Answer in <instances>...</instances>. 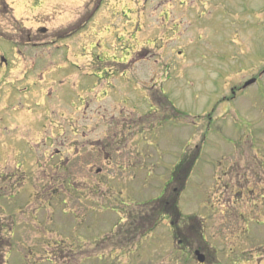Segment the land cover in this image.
Returning <instances> with one entry per match:
<instances>
[{
    "label": "rangeland",
    "instance_id": "obj_1",
    "mask_svg": "<svg viewBox=\"0 0 264 264\" xmlns=\"http://www.w3.org/2000/svg\"><path fill=\"white\" fill-rule=\"evenodd\" d=\"M72 1L19 0L26 8L13 14L17 24L39 21L29 30L43 44L20 47L25 60L0 78V107L10 98L8 86L28 88L14 97L15 114L30 118V139L39 136L40 153H29L27 170L31 186H44L47 204L37 214L32 199L19 203L13 216L1 211L4 228L15 229L0 236L1 264H199L184 258L169 219L161 218L151 234L144 231L153 220L133 228L129 219L149 216L151 201L186 152L189 162L197 160L185 185L175 190L181 172L167 187L168 194L179 193L182 216L174 228L203 232L204 243L188 237L189 250L200 246L224 264L240 256V264H264V173L258 168L264 162V0H220L216 10L185 15L177 10L175 22L155 13L164 21L149 38L150 12L114 13L113 22L70 36L82 20ZM124 15L141 22L127 26ZM9 17L0 15V23ZM14 46L0 40L9 62ZM121 53L130 56L119 59ZM35 56L36 72L29 74ZM7 108L10 121L12 103ZM138 126L149 129L142 133L153 146H135ZM38 141H30L32 148ZM118 216L127 222L118 225Z\"/></svg>",
    "mask_w": 264,
    "mask_h": 264
},
{
    "label": "flooded vegetation",
    "instance_id": "obj_2",
    "mask_svg": "<svg viewBox=\"0 0 264 264\" xmlns=\"http://www.w3.org/2000/svg\"><path fill=\"white\" fill-rule=\"evenodd\" d=\"M80 1L82 0H74L72 2H78V13L80 14V19H82L76 26V29L74 32L70 34V36L74 35V33H81L83 30H86L90 27L95 26H104L105 24H108L110 22H113L116 18L114 17V13H122L125 14H145L146 12H150V14L145 17V25L152 26L146 33L145 38H149L152 35H154V32H152L153 28H158L163 23V18L155 17V13H159L160 15L164 14V16L167 20L171 19L175 22L173 13L177 10L180 11L182 14H189V13H195L199 11H211L216 10L219 8L220 0H197L198 5L190 4V2H194L190 0L188 3V0H84V5H80ZM165 1V2H163ZM114 2V4H112ZM17 4V5H16ZM80 7L83 8V10L80 9ZM23 9L25 10L24 5H19V0H0V15L7 16L10 19V22L7 21L6 24L0 23V28L3 27V25H6L7 29L5 31H0V40L6 42L9 45H15L12 49V57L14 58V61L9 62L8 58L5 54H0V78L4 75H8L11 71H15L16 67L18 66V60L20 58L21 61L25 60V52L23 53V49L21 50L20 47H30L32 49L39 48L41 44L40 39L36 36V33L32 34L30 33L29 28L33 27L32 24H36L39 21H36L35 23H32L31 25H27V22H24L23 20L19 22V24L14 23L13 18H16V15H13L14 12L22 14L19 10ZM168 9V10H167ZM172 9H175L174 11ZM179 13V12H177ZM118 15V14H117ZM84 16V19L82 18ZM187 17V15H186ZM125 22L127 23V26L141 22L139 19L136 18L134 15L133 17H130L129 15H124ZM182 18V17H181ZM17 19V18H16ZM186 19V18H182ZM191 20V18H190ZM182 23H186V20H181ZM193 21V20H191ZM71 22V21H70ZM74 21H72V24L74 25ZM192 23V22H191ZM37 25H40L37 24ZM72 28V26H69ZM126 28V26L124 27ZM39 33H45L44 27H38ZM125 33L127 32L126 29L123 30ZM37 32V31H36ZM64 36V35H63ZM37 41V42H36ZM31 42V44H30ZM34 42V43H33ZM26 46V47H25ZM149 52H144L142 55L146 56L149 54ZM149 54V56L152 55ZM38 55V54H37ZM36 55V56H37ZM156 55V54H155ZM34 57L31 63L30 67V73L36 69V62L38 61L39 57ZM125 56H130V53H121V56L119 59L124 58ZM23 57V58H21ZM17 58V59H16ZM117 59V57L115 58ZM17 64H16V63ZM36 72V70H35ZM23 75L28 74V70H25L22 72ZM28 74V75H29ZM42 75V74H41ZM44 77H41V83H43ZM15 88L11 86L7 87L6 92L10 93V98L8 99L7 103L4 104V107H0V213L5 212L6 209L8 210V216H13L15 213L12 211L16 209V206L21 203L23 205L29 204V201L32 199V203L37 202V206L35 208V213L37 214L38 211L46 207V200L44 199L43 192L44 186L43 185H30V175L27 170L28 167V157L30 152H34V155L36 151L40 153V139L39 136L36 134L33 136L32 139H37L38 142H36L37 148H32V145L30 144V135H29V127H30V118L27 116H24V118H20L15 113L19 111V103L17 101L14 102V97L19 93V91H22L20 94L23 95L25 91H27L28 88ZM3 90V89H2ZM1 91V87H0ZM23 97H26L24 95ZM26 100V99H25ZM12 103V117L9 121L8 117L6 116V112L8 110V106ZM15 104V105H14ZM40 107H44V105H40ZM16 108V109H15ZM3 109V110H2ZM37 122L40 124V119H36ZM41 128H44L43 123H41ZM33 126V125H32ZM34 127V126H33ZM39 128V127H34ZM140 129L138 132H136L135 136L139 137L140 142V135L144 131L141 126H138ZM149 130V129H146ZM42 131V129H41ZM43 132V131H42ZM131 131L128 130V133ZM138 142V143H139ZM136 146V145H135ZM44 151V149H43ZM42 153V152H41ZM44 154V153H43ZM38 155V154H37ZM108 156V155H107ZM106 156V158H107ZM77 161V160H75ZM263 162V161H262ZM40 162L39 160L36 161L35 166H38L40 169ZM74 165V164H73ZM133 164H129V167ZM75 169V166H73ZM258 168L261 172L264 173V162L258 164ZM66 169V168H64ZM73 169V171H74ZM69 170V169H68ZM251 174H253V168L250 170ZM247 178L245 177V180ZM41 181V180H40ZM68 181V179H67ZM70 181V180H69ZM68 181V187L70 188V191L73 193L74 187L70 185V182ZM259 181V178L256 180ZM246 183H241V185H245ZM58 190V188H57ZM52 194V192L48 191L47 195ZM60 194V191H59ZM61 198V194L59 196ZM62 199V198H61ZM62 202V200L60 201ZM66 203V201H63ZM12 213V214H11ZM28 213V212H27ZM1 215V214H0ZM22 216H26V210L22 213ZM264 221L262 220V223ZM260 225V221L258 223ZM12 226V225H11ZM15 231L14 227H11L8 229L7 227L4 228V222L0 219V236L14 234ZM249 232V231H248ZM247 232V233H248ZM203 235V234H202ZM172 237L176 238L179 244L182 246H186V244L189 242V235H187V232L184 234L178 231L177 229L172 230ZM255 240V239H253ZM258 240V239H257ZM204 237L200 240H196L197 243H204ZM252 242V240H251ZM255 242V241H254ZM3 241L0 238V250L2 247ZM251 246V245H250ZM8 249L9 246H7ZM188 248V247H187ZM194 250V249H193ZM198 250L201 253V257L203 262L199 264H224L219 260H213V256L211 253L207 250H201V247L198 246L194 252ZM251 251L253 248L250 249ZM241 253H247V250L245 252ZM251 254V253H249ZM248 254V255H249ZM1 257L0 254V264H1ZM243 256H240L237 259H233V262L230 264H240L239 259ZM246 262H249V259L246 258Z\"/></svg>",
    "mask_w": 264,
    "mask_h": 264
},
{
    "label": "trees",
    "instance_id": "obj_3",
    "mask_svg": "<svg viewBox=\"0 0 264 264\" xmlns=\"http://www.w3.org/2000/svg\"><path fill=\"white\" fill-rule=\"evenodd\" d=\"M187 157H188L187 155H184V157H182V159L175 165L174 169H172V172H170V177H169L168 181L166 182V184L164 185V192H163L162 196L155 199L157 202L151 201V202H153V205H156V206H153V205L150 206L153 209L150 208L149 216H130L129 219L132 220L131 225L133 228H137V227L142 228L143 222L153 220V225L151 224L150 228L146 229V231H145V232H148V231L153 230L154 227L157 226V224L160 222V220L163 216H170L173 219V221H172L173 224H174V221L176 220V218L178 216H181V212H179L180 210L178 207L179 193H175L174 195L168 194V187L167 186H169L170 183H172V181L175 180L176 177L179 174H181V172H183V175H182L183 179L178 181L179 182L178 184H180V186H178L176 188L177 190H179V189L182 190V188H183L182 185H185L186 179L190 175V171H191L190 167H191L192 162H189ZM147 215H148V213H147ZM137 222L140 224L138 225ZM185 258H187V257H185Z\"/></svg>",
    "mask_w": 264,
    "mask_h": 264
},
{
    "label": "water",
    "instance_id": "obj_4",
    "mask_svg": "<svg viewBox=\"0 0 264 264\" xmlns=\"http://www.w3.org/2000/svg\"><path fill=\"white\" fill-rule=\"evenodd\" d=\"M253 81H254V80H250V81H248V82L245 84V86L251 84ZM196 254L199 255L198 252H196ZM198 260H199V261H202V257H201L200 255H199V257H198Z\"/></svg>",
    "mask_w": 264,
    "mask_h": 264
}]
</instances>
